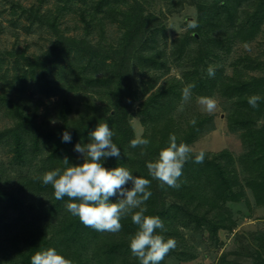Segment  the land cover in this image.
Instances as JSON below:
<instances>
[{
    "label": "trees",
    "instance_id": "trees-1",
    "mask_svg": "<svg viewBox=\"0 0 264 264\" xmlns=\"http://www.w3.org/2000/svg\"><path fill=\"white\" fill-rule=\"evenodd\" d=\"M183 1L196 7L198 27L173 40L170 55L162 19L147 12L140 0H66L56 15H43L40 8L28 9L29 17L48 25L57 38L43 58L32 59L20 52L23 65L18 59L19 66L11 76L0 72V109L7 110L14 121L12 127L0 131V145L11 155L7 162L0 161V264H31L37 251L48 248H55L72 264H139L129 247V236L138 227L130 216L122 218L119 233L95 231L66 210L67 197L56 200L52 186L37 179L47 171L66 167L65 157L70 164L83 163L75 145L89 143V134L99 123L109 124L115 133L113 142L120 148V157L107 158L103 166L126 167L133 175L151 180L152 195L146 201L145 215L163 220L167 231L157 230V234L165 240L178 236L183 243L181 231L192 228L210 229L217 242L219 230L232 231L236 225L229 204L246 197V187L254 194L256 206L264 208V99L255 109L247 100L253 94L264 98V77L246 81L238 71L226 76L218 69L214 77L207 72L210 62L219 58L217 51L229 52L236 41L249 43L259 36L264 26V0ZM78 3L101 32L105 20L117 21L118 15L123 18V36L116 50L93 51L85 41L80 43L57 30L59 17L69 11V5ZM249 8L252 12H247ZM73 50L81 56L77 70L68 60ZM168 58L181 70L180 79L170 76ZM0 61H4L1 56ZM158 72L161 74L156 75ZM137 76L144 77L139 85ZM30 82L46 99L59 97L41 114L42 102L28 94ZM189 84H195L194 100L219 96L235 101L230 126L232 131L238 124L246 129L243 143H252V148L238 159L227 150L206 153L200 164L193 162V156L183 167L179 189L161 187L149 176L146 164L168 146L170 133L176 135L177 144L191 145L211 130L212 116H185L189 112L186 104L178 111L182 89ZM133 114L141 117V137L150 140L146 148L130 147L136 138L129 123ZM193 118L195 126L190 123ZM258 122H263L260 128ZM64 131L71 134L70 142H62ZM111 199L115 202L116 198ZM170 199L174 202L168 207L166 200ZM14 213L17 216L10 218ZM254 245L257 248L242 250L241 256L251 261L242 264H264V234ZM173 251L161 264L174 256ZM191 259L182 251V261Z\"/></svg>",
    "mask_w": 264,
    "mask_h": 264
},
{
    "label": "rangeland",
    "instance_id": "rangeland-1",
    "mask_svg": "<svg viewBox=\"0 0 264 264\" xmlns=\"http://www.w3.org/2000/svg\"><path fill=\"white\" fill-rule=\"evenodd\" d=\"M140 1L142 7L148 10L147 12H155L162 19L167 29V53L170 55L173 50L172 41L191 29L187 27L188 21H196V7L189 6L183 0ZM212 1L214 0H204L203 2L210 3ZM65 3L66 0L65 2L63 0H0V56L4 59L3 62L0 61L1 73L10 76L15 73V69L19 66L18 59L20 65H23L24 60H22L20 52L32 59L43 58L50 52L53 42L57 38L56 33L48 25H42L37 19L29 17L31 12L28 9L40 8V13L43 15L50 12L56 15L57 8L65 6ZM82 6L81 3L76 6L69 5V11H64L63 15L59 17L57 30L69 37L76 38L80 43L85 41V45L92 48L93 51L106 53L116 50L123 36L121 26L123 18L118 15L117 21L105 20L103 32H101L98 27H95V21L90 22L91 17L84 15ZM119 6L126 8L123 3H119ZM246 10L252 12L251 8ZM217 52H219V58H215L213 63L210 62V65L215 66V70L222 69L224 75L233 76L235 71H238L242 74L243 80L246 81L255 77H264V26L259 36L251 42L241 43L236 41L232 45L231 51L228 52L225 49L224 52L221 50ZM80 57L77 56L74 50L68 57V60L72 61V68L75 70L80 64L78 61ZM87 59L84 60V63L87 62ZM168 59L170 62V76L180 79L181 70L176 67V63L172 59ZM107 62L110 63L111 60L108 59ZM260 64L263 69H253ZM159 74L161 72L156 73V75ZM142 79H144L143 76H137L136 83L139 85ZM28 90V94L33 95L34 101L42 102L40 114L46 106L51 107L59 99V97H54L51 100L46 99L39 93L37 85L32 82L29 83ZM214 97L217 100V109L212 114L201 111L200 106L192 97L193 101L189 100L186 103L189 112L185 116L190 117L191 113H194L202 116H212L213 119L212 123L208 125L211 130H207L190 146L193 147L195 152L203 150L205 153H220L227 150L235 159H238L251 150L252 143L247 145L243 143L242 134L246 129H242L241 125L233 126L236 130L232 131L230 122L232 119L231 114L235 108V101L222 99L219 96ZM135 108H138V105ZM8 115L7 110L0 109V131L14 125V121ZM129 123L133 127L135 137L137 135L142 136L144 127L141 123V117L133 114L129 117ZM262 123L258 122L259 128ZM10 156L6 154L5 149L0 145V161L7 162L6 160H9ZM237 167L240 168L239 162H237ZM245 191L246 197L239 202L229 204L233 216L237 220L232 231L219 230L216 234L217 242H215L212 240L213 234L210 229L187 228L181 231L185 242L182 243L178 236L172 237L176 240L177 245L171 253L174 256L166 258V264H242L251 262L247 257H242L241 252L244 249L250 251V248H257L254 245V240L264 234V208L256 206L255 196L248 187L245 188ZM166 202L167 206L170 207V203L174 200L170 199ZM14 216H17V214H11L10 218ZM7 221L11 220L7 219ZM188 247L191 248L190 251H188ZM182 251L192 259L187 262L182 261Z\"/></svg>",
    "mask_w": 264,
    "mask_h": 264
},
{
    "label": "clouds",
    "instance_id": "clouds-1",
    "mask_svg": "<svg viewBox=\"0 0 264 264\" xmlns=\"http://www.w3.org/2000/svg\"><path fill=\"white\" fill-rule=\"evenodd\" d=\"M187 27L195 29L198 24L195 20L187 22ZM210 77L215 76V66L207 69ZM195 84H189L182 89L181 103L178 111H183L184 105L192 97ZM264 99L258 94L247 98L252 108H258L259 102ZM196 103L201 111L212 114L217 109V100L214 96H197ZM190 123L195 126L193 118ZM90 142L77 143L75 151L83 158L81 164H70L67 157L63 159L66 166L63 169L47 171L37 177L43 185H51L56 200L68 198L66 210L78 217L85 226L101 233H119L122 230L121 220L130 216L137 230L129 236V247L133 257L139 264H161L165 256L176 248L177 242L173 238L165 240L157 234V230L167 231L163 220L159 216L145 215L146 201L152 195L149 190L151 180L133 175L126 167L108 169L103 161L111 157H120V148L113 142L114 131L108 123H99L94 131L90 132ZM71 134L64 131L62 142H70ZM150 140L137 135L130 141V147L146 148ZM143 151L141 155H143ZM205 151L195 152L193 147L186 144H177L174 133L169 135V144L163 148L154 161L146 164L149 176L158 180L161 187H181L180 177L183 167L193 156L195 163H203ZM131 184L129 188L128 185ZM111 198H116L115 202ZM31 264H72L69 259L59 254L55 248L37 251L31 257Z\"/></svg>",
    "mask_w": 264,
    "mask_h": 264
}]
</instances>
